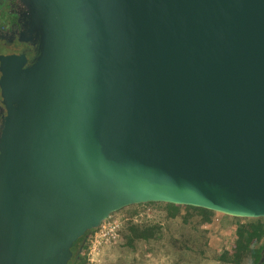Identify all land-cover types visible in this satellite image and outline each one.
Masks as SVG:
<instances>
[{"label":"water","instance_id":"95a60500","mask_svg":"<svg viewBox=\"0 0 264 264\" xmlns=\"http://www.w3.org/2000/svg\"><path fill=\"white\" fill-rule=\"evenodd\" d=\"M17 1L0 264H74L132 204L264 218V0Z\"/></svg>","mask_w":264,"mask_h":264},{"label":"rangeland","instance_id":"374dc122","mask_svg":"<svg viewBox=\"0 0 264 264\" xmlns=\"http://www.w3.org/2000/svg\"><path fill=\"white\" fill-rule=\"evenodd\" d=\"M163 203L132 204L112 213V218L123 220L119 237L94 248L95 231L87 239L88 248L81 251L87 256L86 264H234L219 257L225 252L227 256L236 255L237 222L260 221L215 211L209 223L197 224V217L185 222L181 217L167 218ZM131 221L159 224L161 235L129 244L125 227Z\"/></svg>","mask_w":264,"mask_h":264},{"label":"trees","instance_id":"16d2710c","mask_svg":"<svg viewBox=\"0 0 264 264\" xmlns=\"http://www.w3.org/2000/svg\"><path fill=\"white\" fill-rule=\"evenodd\" d=\"M2 4H0L1 6ZM150 204L161 202H148ZM165 214L167 218L181 217L183 221L189 222L194 217H197V224L209 223L214 215L213 210L187 204H178L164 202ZM237 219L236 217H233ZM260 221L253 222H237L235 248L237 250L235 256H227L226 252L219 258L228 263L242 264H257L261 258V250L264 245V218H259ZM196 225V224H195ZM161 227L159 224L145 225L137 222H129L125 227V238L129 244H133L136 239H150L161 235ZM88 248L87 240L83 243L82 250ZM81 250V251H82ZM86 254H80L74 264H86ZM264 264V262L262 263Z\"/></svg>","mask_w":264,"mask_h":264},{"label":"built area","instance_id":"2783aa9c","mask_svg":"<svg viewBox=\"0 0 264 264\" xmlns=\"http://www.w3.org/2000/svg\"><path fill=\"white\" fill-rule=\"evenodd\" d=\"M8 0H0V2ZM123 228V220L119 218H112L109 216L101 226L96 230L94 234V248L101 244H109L119 237V233Z\"/></svg>","mask_w":264,"mask_h":264},{"label":"flooded vegetation","instance_id":"af4514ba","mask_svg":"<svg viewBox=\"0 0 264 264\" xmlns=\"http://www.w3.org/2000/svg\"><path fill=\"white\" fill-rule=\"evenodd\" d=\"M0 45L8 43L9 40L6 39V35L9 33L14 13L16 12L19 3L17 0H8L0 2ZM4 12V13H3ZM1 106V103H0Z\"/></svg>","mask_w":264,"mask_h":264}]
</instances>
